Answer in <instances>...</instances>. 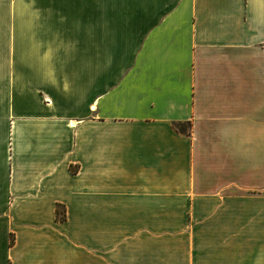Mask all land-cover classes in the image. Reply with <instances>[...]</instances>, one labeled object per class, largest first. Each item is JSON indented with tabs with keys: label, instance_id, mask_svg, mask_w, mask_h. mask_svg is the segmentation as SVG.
<instances>
[{
	"label": "crops",
	"instance_id": "crops-1",
	"mask_svg": "<svg viewBox=\"0 0 264 264\" xmlns=\"http://www.w3.org/2000/svg\"><path fill=\"white\" fill-rule=\"evenodd\" d=\"M8 7L0 264H264V0Z\"/></svg>",
	"mask_w": 264,
	"mask_h": 264
},
{
	"label": "rangeland",
	"instance_id": "rangeland-1",
	"mask_svg": "<svg viewBox=\"0 0 264 264\" xmlns=\"http://www.w3.org/2000/svg\"><path fill=\"white\" fill-rule=\"evenodd\" d=\"M12 0H0V121L5 117V111L17 101V73L19 64L20 48L18 42H26L33 38V31H19V18L17 7L11 9L8 4ZM32 47L22 46V55L27 58L26 71L33 72ZM32 54V55H31ZM24 61V59H22ZM25 62V61H24ZM29 68H28V67ZM62 216V215H61Z\"/></svg>",
	"mask_w": 264,
	"mask_h": 264
},
{
	"label": "trees",
	"instance_id": "trees-1",
	"mask_svg": "<svg viewBox=\"0 0 264 264\" xmlns=\"http://www.w3.org/2000/svg\"><path fill=\"white\" fill-rule=\"evenodd\" d=\"M175 127L178 128V129H182V130L184 129L183 126H182V125H179V124L175 125ZM58 214H59V215H62L60 218H62V219L64 218V217H63V216H64V215H63V210L60 209V207L58 208Z\"/></svg>",
	"mask_w": 264,
	"mask_h": 264
}]
</instances>
